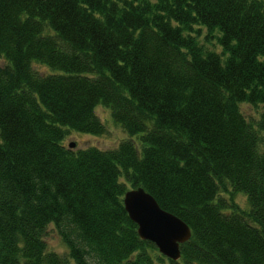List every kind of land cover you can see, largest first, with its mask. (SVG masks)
Listing matches in <instances>:
<instances>
[{
    "label": "trees",
    "instance_id": "trees-1",
    "mask_svg": "<svg viewBox=\"0 0 264 264\" xmlns=\"http://www.w3.org/2000/svg\"><path fill=\"white\" fill-rule=\"evenodd\" d=\"M100 105L129 139L66 147ZM136 188L189 226L178 262ZM0 264H264V0H0Z\"/></svg>",
    "mask_w": 264,
    "mask_h": 264
},
{
    "label": "water",
    "instance_id": "water-1",
    "mask_svg": "<svg viewBox=\"0 0 264 264\" xmlns=\"http://www.w3.org/2000/svg\"><path fill=\"white\" fill-rule=\"evenodd\" d=\"M69 148L73 149L74 144H70ZM123 202L130 220L137 225L140 239L154 244L166 259L178 262L181 259V245L191 238L189 226L161 209L143 188L128 190Z\"/></svg>",
    "mask_w": 264,
    "mask_h": 264
},
{
    "label": "rangeland",
    "instance_id": "rangeland-1",
    "mask_svg": "<svg viewBox=\"0 0 264 264\" xmlns=\"http://www.w3.org/2000/svg\"><path fill=\"white\" fill-rule=\"evenodd\" d=\"M36 69L42 71L43 67L37 66ZM243 109L245 115L249 119H258L259 114L257 110L252 109L247 105L243 106ZM96 113L101 119L102 123L105 125L107 133L103 136H93L71 132L64 141L66 147H69L70 144H74V151L87 147H97L99 149H116L122 141L129 139L124 130L113 121L109 109L100 105L96 108ZM132 140L136 143L138 141L136 137H133ZM235 201H237L242 209H247V199L244 195L236 194ZM47 243L51 250H54L60 254L64 252L63 246L61 245L58 237L52 231L49 232Z\"/></svg>",
    "mask_w": 264,
    "mask_h": 264
}]
</instances>
